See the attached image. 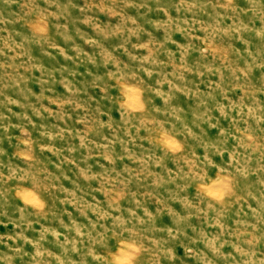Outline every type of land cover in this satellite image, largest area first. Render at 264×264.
<instances>
[{
    "label": "rangeland",
    "instance_id": "obj_1",
    "mask_svg": "<svg viewBox=\"0 0 264 264\" xmlns=\"http://www.w3.org/2000/svg\"><path fill=\"white\" fill-rule=\"evenodd\" d=\"M0 264H264V0H0Z\"/></svg>",
    "mask_w": 264,
    "mask_h": 264
}]
</instances>
